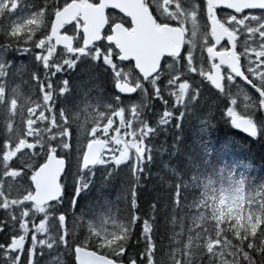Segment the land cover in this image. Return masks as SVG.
Instances as JSON below:
<instances>
[{"label":"rangeland","instance_id":"rangeland-1","mask_svg":"<svg viewBox=\"0 0 264 264\" xmlns=\"http://www.w3.org/2000/svg\"><path fill=\"white\" fill-rule=\"evenodd\" d=\"M189 2L186 24L190 27V34L186 53L182 59L165 63L161 80L149 81L143 88L140 85L141 90L135 97L121 100L115 96L116 103L106 104V107L112 111L108 115L100 114V118L106 116L101 125L100 123L94 125L89 131L84 127L80 130L76 129L70 139L65 122L67 116L55 105L52 89H43L37 98L31 96L30 89L24 87L21 90L23 84L17 75L12 73L7 78L9 65L3 60L6 49L0 47L2 75L0 100H7L12 115L20 105L16 115L17 123L12 128L13 140L6 142L0 148V211L3 209L4 214L12 216L13 220L12 223L10 222L13 228L9 233H3L0 223V259L4 261L6 259L7 264H72L69 254L72 253L74 246L71 244L78 239L77 244L88 246L91 236L96 249L102 246L115 248L118 233L110 228V224L119 226L120 223L112 215V204L118 201L120 194L126 192L128 174L134 173L135 169L141 167L149 151V144L153 140L154 123L162 131L174 117L177 127L184 117L190 119L191 115L194 121L190 130L193 141L206 148L204 151L210 153L219 149L228 153L233 150L235 143L230 138L218 143L214 139L215 122L210 116V103L207 102L210 95L208 92L204 93V85H202V81H208L213 65L210 59L205 57L208 26L196 10L197 4ZM5 9L8 10L6 17L9 30L18 33L24 39V42L18 45L20 51L16 52L21 67H25L33 59H39L46 69L50 68L63 79L58 88L60 93L66 92L67 72L82 54L101 58L114 75L136 82L128 66L119 65L110 57V50L102 46H97L91 51L81 49L79 21L68 30L78 41L75 49L72 52L54 50L52 41L48 38L53 11L49 8H41L36 12H30L27 7L17 5L13 0H0V13ZM225 19L230 21V26L236 34V49L242 68L254 81V86L242 84L224 69V90L230 98L228 115L231 125L237 128L246 121L253 122L258 128L257 135L261 136L264 142V116L259 115L258 111L262 103L258 90L264 91V10L248 11L246 14L234 17L226 16ZM46 28L47 31L36 39L33 35L35 31L42 33ZM202 51L205 59H199L200 63L194 62L198 55H202ZM71 81L81 94L80 99H76L75 102L71 100L73 105L70 107L71 113L78 115L82 110L84 113L92 112L93 110L88 108L93 103V96L95 101L98 100L97 91L89 85L86 78L75 80L72 77ZM148 90L152 91L150 99L147 95L151 101L149 113L154 117L152 125L145 110L148 105L145 93ZM169 102L170 105H167ZM118 111L122 113L120 118L115 117ZM3 121L5 122L6 118ZM45 133L48 134L47 139H44ZM104 133L108 135L107 147L102 152L98 165L89 170L84 169L80 164V157L85 145L92 138ZM44 142L49 144L45 147ZM43 150L45 153L54 150L66 154L70 173L63 180H68L70 185L75 182L82 169L87 170L86 175L90 180L94 179V175L101 174L103 170L108 173L114 171L115 176L110 180L111 183L105 181L96 187V194L100 197L97 203L100 207L94 212L90 211V215L81 214L75 211L74 196L45 207H35L30 204L32 188L28 187V184L32 170L27 174V171L13 167L11 161L19 158L25 160V166L29 167L30 159L36 153L41 154ZM80 189L81 186L77 181L76 194ZM214 197L220 199L228 208L240 203L239 193L232 184L215 187ZM247 220L252 226L251 220L248 218ZM240 254L246 256V252ZM245 260L248 263L253 262L248 256ZM224 263L233 264L230 260H224Z\"/></svg>","mask_w":264,"mask_h":264},{"label":"trees","instance_id":"trees-1","mask_svg":"<svg viewBox=\"0 0 264 264\" xmlns=\"http://www.w3.org/2000/svg\"><path fill=\"white\" fill-rule=\"evenodd\" d=\"M13 1L17 5H24L30 12L41 8L56 11L60 7L58 0ZM7 11L5 9L0 13V47L6 49L3 60L9 65L7 78L12 73L17 75L22 84H28L31 96L36 98L43 89L48 90L52 86L53 101L67 116L66 125L68 130L72 129V134L82 127L89 131L94 125H101L106 116L100 118V114L108 115L111 112L106 104L116 103L114 77L109 68L100 60L81 56L70 69L72 74L67 72L68 90L63 94L58 92L61 76L50 68L46 69L39 59H33L21 67L16 52L20 51L18 45L24 39L9 30ZM46 31L47 28L42 33L36 30L33 35L39 39ZM72 77L75 80L86 78L97 91L98 100L95 101L93 96V103L88 108L92 112L84 113L82 110L78 115L71 113V100L75 102L81 98L72 84ZM202 85L204 93L210 95L207 102L210 103L211 117L215 122V141L218 143L230 138L235 143L234 148L228 153L219 149L210 153L202 151L189 134L191 122L188 117H184L177 127L173 119L167 132L159 135V141L149 144L141 168L128 174L126 192L120 194L112 206L113 215L120 223L119 226L110 224V228L118 233L117 246H102L99 251L116 261L125 264H225L224 260H230L233 264H264L263 139L261 136L250 137L231 125L228 115L230 98L226 90L216 92L207 81H202ZM151 92L149 90L147 94L149 99ZM149 99L145 110L147 118L153 121L149 113ZM19 106L12 115L7 100H0V148L13 140L12 128L17 123ZM258 111L259 115L264 116L260 109ZM47 138L48 134L45 133L44 139ZM48 144L44 142L45 147ZM45 150L30 159L29 167L25 166V160L19 158H14L11 165L30 174L44 160ZM86 171L82 169L72 185L68 180H63L64 194L60 201L74 196L75 211L90 215V211L100 207L96 187L105 181L111 183L115 172L103 170L90 180ZM69 173L70 169L67 168L66 177ZM77 181L81 189L76 194ZM231 184L239 193L240 203L228 208L214 197L215 187ZM4 213L2 209L0 223L5 227L2 228L3 233H9L8 228L13 220L12 216ZM247 218L253 223L252 226ZM77 242L78 239L71 245ZM88 242V247L95 249L93 236ZM242 252H246L253 262L248 263L246 256L240 254ZM69 257L73 264L72 253ZM6 262V259H0V264Z\"/></svg>","mask_w":264,"mask_h":264},{"label":"water","instance_id":"water-1","mask_svg":"<svg viewBox=\"0 0 264 264\" xmlns=\"http://www.w3.org/2000/svg\"><path fill=\"white\" fill-rule=\"evenodd\" d=\"M206 2L214 43L217 44L226 39L229 46L227 51H216L214 46L208 48V55L218 62L209 77L210 84L216 90L222 89L221 65L226 66L242 81L250 82L237 58L235 36L218 22L214 8L222 7L236 12L264 9V0H206ZM106 8L117 10L130 19L132 24L130 31L120 24H115L111 29L112 34L106 37V41L114 44L120 52L119 60H132L135 69L144 79L158 72L163 56L179 54L183 43L181 30L170 26L157 29L148 9L143 6V0H99L97 4L78 2L66 4L52 16L48 37L53 41L54 47L72 50L74 40L68 33L63 32V29L65 25H71L77 17L82 22L81 47L86 49L99 41L106 25ZM115 89L122 96H131L137 91L136 86L121 80L115 82ZM260 96L264 99V92L261 91ZM261 107L264 112V102ZM242 130L249 135L257 132L256 127L249 122L243 125ZM104 146L103 139L90 141L81 156L83 166L96 165ZM65 169V157L57 155L54 151L48 152L45 160L36 167L31 177L33 191L29 198L30 202L37 206H44L60 199L63 194L60 181ZM74 257L76 264H124L80 246L74 249Z\"/></svg>","mask_w":264,"mask_h":264},{"label":"flooded vegetation","instance_id":"flooded-vegetation-1","mask_svg":"<svg viewBox=\"0 0 264 264\" xmlns=\"http://www.w3.org/2000/svg\"><path fill=\"white\" fill-rule=\"evenodd\" d=\"M71 1H80L83 3L85 1H88L89 3H92V4H95L98 2V0H71ZM191 1L195 2L194 0H191ZM197 2L199 5V10L197 8V12L199 16L201 17V19L202 20L204 19L206 21L207 26H208L207 27V39L205 41L207 42L206 49H208L210 46H213V40H212L210 31H209V22H208V16L206 13V1L197 0ZM143 3L145 7H147V9L149 10L151 16L153 17L155 27L157 29L161 28L162 26H170L174 28H179L182 31L183 38H184L183 45L180 49L179 54L177 56L171 55V56L162 57L159 72L155 76L148 79V81L161 80L164 64L167 62L179 61L182 59V57L186 53V49H187L186 44L188 41V35L190 34V27L186 24L187 23L186 22V19H187L186 12L188 10L189 3H188V0H143ZM247 12L248 11L237 13V12L227 11L223 8L215 9V13H216L218 21L224 26V28L230 30L233 34H235V32H233L234 30L230 26V23H229L230 21L228 22L225 19V17L226 16L234 17L235 15H242V14H246ZM106 17H107V25L105 29L103 30V38L111 35L112 33L111 26L114 24L122 25L127 31H130L132 29V24H131L130 19L116 10L107 8ZM225 42L226 41L223 40L221 43L217 44L215 48L221 51L227 50V46ZM97 46H102L106 50H110V53H111L110 57L115 61V63L122 65V66L126 65L129 67L130 71L132 72V75L134 76V78H136V82L131 81V83H133L134 85H137L138 90H141L140 85L142 88L145 86V83L147 82V80H143L142 77L137 73V71H135L133 67V61L129 60V61L123 62V61L116 60L119 53L116 50L114 45L106 43L105 40L103 39L99 43L92 46L89 49V51H91L93 48ZM206 49H205V53H206ZM203 54L204 52L202 51V55H198L197 59L194 62L200 63L199 59L200 60L205 59L203 57ZM206 56L208 57V60L210 59V62L214 64L215 61L212 58H210L207 54L205 55V57ZM223 73H224V70H223ZM156 134L157 135L155 136V139L159 141L158 133L156 132Z\"/></svg>","mask_w":264,"mask_h":264},{"label":"snow or ice","instance_id":"snow-or-ice-1","mask_svg":"<svg viewBox=\"0 0 264 264\" xmlns=\"http://www.w3.org/2000/svg\"><path fill=\"white\" fill-rule=\"evenodd\" d=\"M67 135L69 137V139L71 138V135H72V129H69L68 132H67Z\"/></svg>","mask_w":264,"mask_h":264}]
</instances>
